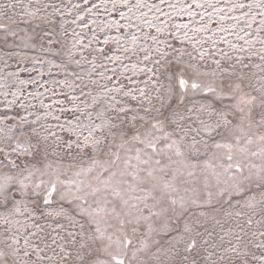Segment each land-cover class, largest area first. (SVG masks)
Segmentation results:
<instances>
[{
    "label": "snow or ice",
    "instance_id": "obj_1",
    "mask_svg": "<svg viewBox=\"0 0 264 264\" xmlns=\"http://www.w3.org/2000/svg\"><path fill=\"white\" fill-rule=\"evenodd\" d=\"M0 264H264V0L0 2Z\"/></svg>",
    "mask_w": 264,
    "mask_h": 264
},
{
    "label": "rangeland",
    "instance_id": "obj_2",
    "mask_svg": "<svg viewBox=\"0 0 264 264\" xmlns=\"http://www.w3.org/2000/svg\"><path fill=\"white\" fill-rule=\"evenodd\" d=\"M0 2H6V0H0ZM25 2H26V0H25ZM157 2H158V0H157ZM173 2H175V0H173ZM245 2H250V0H245ZM209 11H211V10H209ZM257 19H259V17H257ZM228 39H230V40H232L233 42H235V43H243L242 41H237L236 40V38H235V36H229L228 37ZM221 47H226V45H221ZM258 218V217H257ZM229 225H225L224 227H225V230L227 229V227H228ZM253 227H255V225H253ZM220 231V229L218 228L217 229V232H219ZM227 246V245H226Z\"/></svg>",
    "mask_w": 264,
    "mask_h": 264
}]
</instances>
